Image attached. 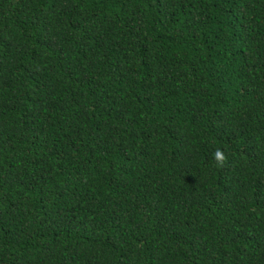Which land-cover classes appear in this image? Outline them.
<instances>
[{"label": "trees", "instance_id": "16d2710c", "mask_svg": "<svg viewBox=\"0 0 264 264\" xmlns=\"http://www.w3.org/2000/svg\"><path fill=\"white\" fill-rule=\"evenodd\" d=\"M0 264H264V0H0Z\"/></svg>", "mask_w": 264, "mask_h": 264}, {"label": "clouds", "instance_id": "9594fccd", "mask_svg": "<svg viewBox=\"0 0 264 264\" xmlns=\"http://www.w3.org/2000/svg\"><path fill=\"white\" fill-rule=\"evenodd\" d=\"M213 160L218 168H224L229 162L228 156L225 154L224 150L220 148L214 151Z\"/></svg>", "mask_w": 264, "mask_h": 264}]
</instances>
